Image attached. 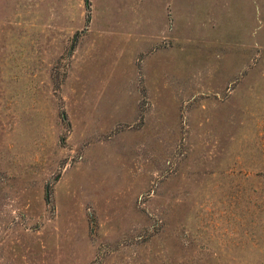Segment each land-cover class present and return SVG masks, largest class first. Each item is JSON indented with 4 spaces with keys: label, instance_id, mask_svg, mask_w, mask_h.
<instances>
[{
    "label": "rangeland",
    "instance_id": "rangeland-1",
    "mask_svg": "<svg viewBox=\"0 0 264 264\" xmlns=\"http://www.w3.org/2000/svg\"><path fill=\"white\" fill-rule=\"evenodd\" d=\"M0 264H264V0H0Z\"/></svg>",
    "mask_w": 264,
    "mask_h": 264
}]
</instances>
